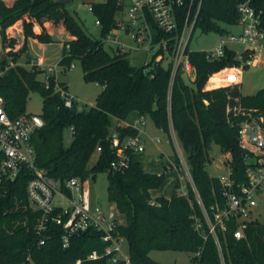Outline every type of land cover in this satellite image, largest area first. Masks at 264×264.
Masks as SVG:
<instances>
[{"label": "trees", "instance_id": "16d2710c", "mask_svg": "<svg viewBox=\"0 0 264 264\" xmlns=\"http://www.w3.org/2000/svg\"><path fill=\"white\" fill-rule=\"evenodd\" d=\"M69 5L55 0H14L11 5L0 0V28L8 59L0 61V96L11 118L25 113V103L30 92L42 96L39 114L43 126L32 136L36 165L53 179L65 180L78 177L81 180L108 172V200L125 224L117 233L127 245L131 264H160L149 253L179 251L191 255V263L219 264L216 243L208 234L204 217L190 183L187 194H179L180 179L175 183L170 198L157 197L152 202L151 191L160 188L165 181V170L149 173L139 161L130 156L123 171H111V161L116 153L110 145V134L116 131L120 137L136 134L130 127L134 119L150 117L153 123L169 132V118L180 142L185 161L203 206L209 210L216 202H223V187L217 176L210 175L206 165L211 163L209 151L219 146L224 165L231 168V178L238 183L246 181L245 152L238 144L237 129L232 115L226 113L228 104L246 108H258L264 115V89L251 96L240 93L239 87L204 89L213 72L232 64V54L220 61H208L203 51H189V59L195 68L194 83L197 91L185 86L179 71L169 90L170 67L149 63L150 73H144L145 65H134L128 55L112 48L108 51L103 38L115 28L119 10L116 0L91 3V12L100 23V38H93L81 26ZM245 0H202L196 27L202 33H224L220 24L234 25L238 18L237 5ZM264 13V0H249ZM21 22L26 37L40 42H51L50 32L67 29L71 39L64 43L58 66L81 64L84 80L102 86L95 103L75 112L64 106L60 93L54 89V76L49 87L38 79L46 73L26 56L25 64L17 63L23 47L17 50V41L11 27ZM13 65H10V62ZM151 74V75H149ZM67 91L66 85L60 83ZM72 128V132L70 129ZM72 135L64 144V133ZM101 151H97V147ZM98 152L96 162L89 166L93 153ZM176 164L178 159L175 158ZM28 172H22L15 181L0 185V264H112L106 257L92 260L88 255L97 250L103 252L105 244L95 230L80 233L71 238L69 246L61 242L62 228L50 223L40 244L35 225L39 212L32 209L26 195ZM197 221L202 223L196 227ZM235 221L227 224L221 236L226 264H264V223L252 220L247 223L245 237L236 240L233 232ZM198 255H195L196 253Z\"/></svg>", "mask_w": 264, "mask_h": 264}, {"label": "built area", "instance_id": "2783aa9c", "mask_svg": "<svg viewBox=\"0 0 264 264\" xmlns=\"http://www.w3.org/2000/svg\"><path fill=\"white\" fill-rule=\"evenodd\" d=\"M202 0H116L119 6L115 19V28L104 38L103 43H110L113 49L129 54L131 51L149 53L151 58L143 65L144 73H150L149 63H160L170 67L169 90L179 71L185 72L194 82L195 68L189 59L188 43L196 28V20ZM91 9V7H90ZM238 34L226 32L225 38L219 40L217 46L203 51L208 61H220L232 54V64L209 75L204 89L218 87H235L241 84L243 70L264 62V13L257 10L249 0L237 5ZM96 25L100 26L96 19ZM115 33H120L123 38ZM224 34V33H223ZM239 48V49H238ZM13 65V62H10ZM73 66V63L70 65ZM44 85L49 87L50 77L54 76V89L60 93L64 106L80 110L82 106L77 99L64 90L55 75L57 66L45 69ZM190 72L193 76L190 77ZM2 71H0L1 75ZM151 75V74H149ZM226 113L232 115L237 129L238 144L245 152L246 181L235 182L231 178V168L225 164L227 175L218 177L223 187V202H216L207 210L201 203L193 185L185 157L169 118L168 142L176 148L178 164L171 166L185 171L188 183L193 187L199 201L207 232L216 243L219 264H226L221 236L231 220L236 229L233 237L240 240L245 237L247 223L258 220L256 209L264 198V115L258 108H246L241 105L228 104ZM144 116L129 123L136 134L120 137L116 131L110 134V145L116 153L111 161V171H123L130 156H138L144 152L142 126ZM43 126L39 114L24 113L11 118L5 110L4 99L0 96V185L13 182L24 171L28 172L26 195L30 207L39 212L35 230L39 243L44 244V234L50 223L61 226V242L68 247L73 236L89 230H95L105 244L102 253L93 250L88 259L106 257L112 264H131L127 250L122 244L125 239L117 233L120 225L114 212H105L101 206H92L86 181L72 177L63 183L48 176L47 172L36 165L35 151L32 144L33 134ZM72 132V128L70 129ZM159 142V139H156ZM97 151H101L98 146ZM170 168V167H169ZM179 194H187V185H180ZM202 223L197 221L196 227ZM197 252L195 255H198ZM75 264H81L78 259ZM191 264H204L201 262Z\"/></svg>", "mask_w": 264, "mask_h": 264}, {"label": "rangeland", "instance_id": "374dc122", "mask_svg": "<svg viewBox=\"0 0 264 264\" xmlns=\"http://www.w3.org/2000/svg\"><path fill=\"white\" fill-rule=\"evenodd\" d=\"M6 4L11 5L14 0H3ZM105 0H74L71 9L73 14L80 22L85 31L93 38H100V26L96 25V17L90 10L91 3L104 2ZM220 27L225 30L223 33L208 32L202 33L199 27H196L191 35L188 43L189 50L205 51L210 50L218 45L219 40L225 38L226 32L238 34L240 28L238 25L220 24ZM14 36L17 41L18 48L24 49L18 56L17 63L25 64L27 67L30 64L26 63V56H29L42 69L57 66L55 73L57 80L67 87V93L77 99L83 108L93 106L98 94L102 90V86L96 82H86L83 76L81 64L78 61L73 62V66H58L57 63L61 58L64 43L71 39V34L67 29H55L51 33L52 42L41 43L33 38H28L25 41L24 34L20 25L14 29ZM122 39L120 33H115ZM105 47L112 52L113 45L106 42ZM239 49V48H238ZM130 61L137 66L143 65L149 61L151 55L140 51H131L128 54ZM9 58L6 56L4 44L2 41V30L0 28V61ZM190 77L194 74L190 72ZM38 79L44 80V73L38 75ZM264 89V62L259 63L254 67H247L243 70L241 84L239 85L240 93L244 96H251L258 91ZM42 111V96L39 92H30L25 103V112L31 114H40ZM143 139L145 149L139 156L142 167L152 173L163 172L164 168L161 162H168L171 159L176 164V148L173 143L168 142L170 134L165 130L158 128L150 117H145L144 125L142 126ZM156 139L160 141L157 142ZM72 140L70 132L64 133V144L68 145ZM178 145L180 142L178 140ZM181 147V146H180ZM184 155V153H183ZM209 155L211 163L206 165L207 172L212 176L223 177L227 175V168L224 165V156L217 145H212ZM98 158V152L95 151L89 160V166H92ZM180 179V185H187L188 180L185 171L176 169L175 167H167L165 170V181L158 189L151 191V197L155 200L159 196L169 198L172 196L175 183ZM85 187L89 193V199L92 206L99 205L105 211H112L116 214L120 225L125 223V219L119 214L115 205L108 200V172L103 171L95 176H89L85 179ZM256 218L264 223V198H262L256 209ZM124 251L127 250L126 243L122 244ZM150 258L160 264H191V255L186 252L179 251H158L152 250L149 253Z\"/></svg>", "mask_w": 264, "mask_h": 264}, {"label": "crops", "instance_id": "0c3cea01", "mask_svg": "<svg viewBox=\"0 0 264 264\" xmlns=\"http://www.w3.org/2000/svg\"><path fill=\"white\" fill-rule=\"evenodd\" d=\"M17 25H20L21 26V28H22V32H23V27H22V24H21V22H17L16 24H14L12 27H11V30H12V32H13V35H14V29H15V27L17 26ZM53 32V30L50 32V35H51V33ZM23 34H24V32H23ZM15 37V36H14ZM24 37H25V41H27V39L28 38H32V37H26L25 35H24ZM16 39V38H15ZM33 39H35V38H33ZM35 40H37V39H35ZM38 42H40L39 40H37ZM52 42V41H51ZM41 43H49V42H41ZM25 46V45H24ZM24 46H23V48H24ZM16 48H17V50L19 49V48H21L20 46H19V48H18V45L16 44ZM24 52V51H23ZM135 160H137V161H139L140 162V160H139V156H136L135 157ZM170 162H173L171 159H169L168 160V162H161L162 163V165H163V168L165 169V168H167V167H174V166H171L169 163ZM173 164H175L174 162H173ZM142 166V165H141ZM143 168V167H142ZM177 169V168H176ZM143 170L144 171H146L144 168H143ZM146 172H148V171H146ZM149 173H152V172H149ZM157 173H160V172H157ZM166 198H169V196L168 197H166ZM152 202H154V200L152 199ZM121 215V214H120ZM123 216V215H122ZM123 218L125 219V217L123 216ZM126 222V221H125ZM125 224V223H124ZM124 224H122V225H124Z\"/></svg>", "mask_w": 264, "mask_h": 264}, {"label": "water", "instance_id": "95a60500", "mask_svg": "<svg viewBox=\"0 0 264 264\" xmlns=\"http://www.w3.org/2000/svg\"><path fill=\"white\" fill-rule=\"evenodd\" d=\"M72 0H55V3L62 4V5H69L71 4ZM181 79L183 80L185 86L189 87L190 89L197 91L196 84L189 79L185 72H182L180 75ZM75 109H71V112H75Z\"/></svg>", "mask_w": 264, "mask_h": 264}]
</instances>
